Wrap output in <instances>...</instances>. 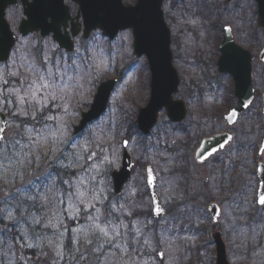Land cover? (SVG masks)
Here are the masks:
<instances>
[{
	"label": "rangeland",
	"instance_id": "1",
	"mask_svg": "<svg viewBox=\"0 0 264 264\" xmlns=\"http://www.w3.org/2000/svg\"><path fill=\"white\" fill-rule=\"evenodd\" d=\"M213 5L218 7L219 0H209L208 8L205 9L204 18L209 21V32H211L213 17L215 16V20H217L221 15L218 8L215 11L216 7ZM164 11L167 22L171 23V19L175 18V15L172 12L173 6L169 5V2L164 5ZM256 14L257 8L254 0H242V3L235 9L234 18L232 19L226 14L225 21L222 23V27L233 24L235 32L240 35L241 44L255 55L253 83L257 90V100L250 114L243 117L240 125L234 129L237 133L239 131H262L264 126L261 114L264 65L258 60V54L264 47V33L258 29ZM9 22L12 30L18 33L19 22L10 19ZM202 36L205 38V35ZM222 36L223 33L220 39ZM132 37V32L129 30L111 43L101 33H97L92 40L93 45L88 42H80L77 49L79 50L80 47L86 49L78 52L75 50L73 55H67L66 64H72L75 60L76 64L73 67L80 66L79 75L83 77L81 83L84 84V88L75 92L69 90L65 99L58 97L55 102H49L48 108L44 110L45 114L61 117L67 128L64 137L65 145L60 146L64 153H71L74 150L67 146L70 141L75 140L79 144L89 141L93 150L97 152V158L106 156L108 162L101 165L99 173H93L95 181H89L83 169L66 171L60 164L53 162L55 156H52L41 159L35 167L23 170L22 174L12 179L11 182H0V264H126V262L127 264H216V251L211 239V234L216 231V227L211 221L210 224L205 223L204 228H201L199 233L200 236H197V231L190 229L192 226H202L206 216L188 209L187 196L191 189L188 180H192L193 184L198 181L192 162L193 154L200 140L209 136L210 132L214 134L216 131L228 130L224 116L236 102L233 95L234 84L230 77L221 75L218 72V67L214 70L208 67H200V75H193L189 71V79L206 84L204 88L200 87L197 100L188 101L189 113H187L188 116L186 115V121L184 123H171L165 112H162L156 128L149 137L144 139L137 129L136 120L139 109L147 106L151 96H144L142 93V78L144 81L148 77L146 69L142 67V75L131 74L125 82L116 88L104 118L88 127L81 135L75 136L73 133L74 126L81 119V113L90 107L98 85L108 79L117 78L128 68V64L136 62L134 61L135 58L131 56ZM210 38L209 34L208 44ZM35 42L42 46L46 45L34 41L32 38L18 36V42L10 60L0 66V93H2L0 94V101H3L0 103V108L9 115L6 137L8 139L18 138L17 134L20 130L15 125L21 124L25 120L22 115L13 114L18 107H25L18 105L17 96L14 93L20 89L21 94H23V86H26L33 78L30 69L33 65L38 68L41 67L46 59L43 51H32ZM90 46H96V55L98 56L94 64L91 65L89 60L91 50H87ZM207 50L212 52L209 45ZM72 74L75 75V73ZM178 74L181 81L185 80V84L189 83V79L183 71ZM5 80L7 83H4ZM180 86L183 84L180 83ZM177 98L187 102L186 94L181 92V87ZM9 100L12 101L11 104L8 103ZM64 107L68 108L67 113L64 112ZM49 109L51 110L50 113ZM29 111L32 110L29 109ZM33 123L35 122L29 118L27 125L31 126ZM110 123L114 124L112 131H109ZM39 126L37 125V127ZM125 139L130 141L129 152L134 158L136 166L131 181L125 186L123 193L115 195L111 173L114 170H119L122 166V143ZM8 151L9 153L13 151L11 146H9ZM41 151L47 152V148H43ZM55 155L59 156L60 151H57ZM4 163L7 164L8 161H4ZM149 166L155 171L158 178L160 196L172 203V208L177 207L173 213L174 216L171 217L175 224L171 228L168 227L169 224H164L163 227L157 225L156 227L152 217L149 219L148 206L151 201L145 179ZM86 167L87 165H85ZM74 171L75 175H73ZM243 172L248 173V169L243 170ZM80 176L85 177V183L88 184L89 188L95 185L102 189L103 202L96 204L103 213L101 221L112 220L114 224L121 226L119 231L122 237L129 242L127 255L106 241L94 242L92 245L74 242L77 237L82 240L84 232L73 231V229H88L91 221L87 220L88 213L83 211L85 207L83 205H78L82 210L77 219L69 218L75 213H64L63 209L67 204L66 192L70 190L68 185L62 184L61 181L65 179L74 180ZM53 183L55 184L53 191L59 190L61 198H65V204L61 205L51 201L48 205H44L40 200L33 201L31 199L33 196H43ZM23 194L27 197L22 196ZM49 195L51 196V193ZM6 196L8 197L7 200H5ZM90 196L91 193L86 198L90 199ZM140 196L142 199L139 198ZM215 200L218 202L219 198ZM168 202H165L166 205ZM130 203L132 209L136 207L138 210L143 207L140 215L124 214L125 211L131 212L128 205ZM121 204L124 205L123 210H112L111 205H115L119 209ZM248 208L249 205L244 209ZM54 210H59L62 226L57 220L52 219L51 213ZM182 210L185 211V214L180 217ZM222 210L224 215L218 230L224 232L230 264H264V244L260 249L255 248L256 244L254 243L237 247V240L241 242L244 233H241L240 237L239 232L236 235L233 232L235 222L234 216L231 215L233 209L223 205ZM91 211L95 212L94 209ZM9 212L12 213L11 220L7 215ZM33 217H42V223L34 224ZM49 220L57 226V229L64 231L65 234L62 239H60L57 229L44 226ZM102 226L110 227L106 224H102ZM207 227L209 228L207 229ZM137 228L140 229V236L138 240L134 241L132 237L136 235L135 229ZM181 234L184 235L181 236ZM209 235L210 242H208ZM145 238L149 240L148 244L143 242ZM124 239L116 241V243L121 244L122 248ZM172 239L192 240L193 246L199 247L200 250L195 252L191 258H186L187 255L184 256L185 253L182 252L183 246L181 244H179L181 247H175L174 244L168 243ZM49 240H52L53 245L59 246L62 258H57L56 250L49 246ZM101 242L103 243L102 248L98 247ZM203 242H206V245L201 248L204 245ZM29 243L33 247H27L26 245ZM160 252L164 253L163 258H160ZM181 252L184 254L181 255ZM81 254L87 258L80 259Z\"/></svg>",
	"mask_w": 264,
	"mask_h": 264
},
{
	"label": "flooded vegetation",
	"instance_id": "2",
	"mask_svg": "<svg viewBox=\"0 0 264 264\" xmlns=\"http://www.w3.org/2000/svg\"><path fill=\"white\" fill-rule=\"evenodd\" d=\"M221 1L222 0H219L218 7L213 5L216 7L215 11L218 8L221 15L217 18V20H215V16L211 20V32H209V21L204 18L205 9L208 8L207 4H209V0H167L164 3L165 5L169 2V5L173 6L172 12L175 15V18H172L170 23L172 27V34L174 35L173 65L178 73L183 71L188 79L189 71H191L193 75H200V67H208L211 70H214L217 67L219 48L223 38L222 37L220 39L224 28V26L222 27V23L225 21V17L227 15L233 19L235 16L236 7L242 3V0ZM32 2L33 0H17V4L7 9L8 18L12 21L17 20L19 22L18 31L21 22L26 18L25 6L27 8ZM43 2L46 11L41 12L40 17H46L47 24L52 26L53 31L45 37H43L41 32H37L30 34V36L26 38H32L34 41H39L42 44H46L45 46H42L40 43L35 42L32 47L33 52H44V58H46L48 61V65H45L44 67L54 66L57 64L63 67L66 64L67 55H73L75 50H77V52L80 50H85L86 48L82 49L81 47L78 50V44L80 42L86 43L90 41V38L93 34L89 39L86 40L84 39L83 30L80 31L77 28V26H79V24L82 22V18L78 20L79 6L73 0H64V6L68 9L69 14V20L67 22L65 21L67 11L63 5H60V0H44ZM126 3L135 4L136 0H126ZM254 3L256 5L258 14L257 0H254ZM215 11H213V13H215ZM61 23H67V26ZM55 24H57V26H54ZM58 24L61 25L59 26L60 31L58 30ZM73 28H76L80 31V34L76 37L73 36ZM209 34L211 38L208 44ZM56 35H61L63 37L70 36L72 40V46H74V52L68 53L67 49L55 39ZM202 35H205V38ZM234 35L236 40H240V35L238 32H235V30ZM208 45L212 48V52H209L208 50L206 51ZM96 50L97 49H91V64H94L97 58ZM36 54L39 55L41 53ZM135 60L136 62H143L142 67L146 69L148 75L146 80L143 81L142 78V93L144 96H151V74L147 64L148 61L145 57ZM137 66L138 64H129L128 68L124 71V76L129 77L131 74L140 75L141 70L136 72L140 66L135 70ZM117 77L121 78L122 82L126 81V79L122 76L118 75ZM193 80L194 79H189L188 84H185V80L181 81L183 84V86H180L181 92L186 94L187 102L177 98L180 93V87L178 88V91L172 95L174 101H182L187 106L188 101L197 100L196 97L198 96L197 94L200 91V87L204 88L206 83L194 82ZM142 108H140L139 111ZM162 112H165L167 115L166 110H162L160 113ZM240 121L241 120H239L238 124L232 128L228 127L226 124L228 130L225 131H216L214 134H211V132L208 131L210 132V134H208L209 136L203 137L200 140V143L193 154L192 162L196 172L195 177L198 179V181H196V184H193L192 180H188V185L190 184L191 187L190 191L188 190L189 194L187 196L188 209L194 210V212L197 214H203L204 217L206 216L205 222L202 224V226H192L190 229L192 231H197V236H200L199 233L201 228H204V224H210V221L212 222L213 226L216 227V231L211 234L212 244L216 251V260L217 243L215 236L219 235L226 244L224 240V232L218 230L220 227L219 223L224 215L222 210L223 205L233 209L231 215L235 218L233 227L234 234L236 235L239 232L241 237V233H244L242 235L241 242L237 240V247H244L243 244L254 243L256 244L255 248L258 247L260 249V247L264 244V205H260L257 202L260 193L264 192V152H262V149H264V129L262 128V131H239L237 133V131L234 129L240 125ZM216 135H229L231 139H229L228 144H226L221 150L217 151L209 158H206V154L198 155L202 142ZM245 169H248V173L243 172ZM260 169L262 170L261 175L259 174ZM201 177L203 178L201 179ZM147 189L151 201L150 205L148 206L149 219L152 217L156 227L157 225L163 227L164 224H169V228H171L172 225L174 226L175 224L172 222L171 217L174 216L173 213L176 211L177 207L172 208L171 206L173 204L169 203L165 198L160 196L158 192L157 176L156 193L159 198L158 201L162 210L161 215L157 217L154 214L153 209L155 207L148 185ZM139 198L142 199L141 196ZM217 198H219L218 202L215 200ZM221 198L222 200H220ZM165 202H168V205H166ZM128 205L129 211H131V213L140 215V212L143 211V207L142 209L137 210L136 207L133 209L130 207L131 203ZM248 205L249 208L244 209ZM214 206L218 209L214 208ZM214 209L217 210L218 213L217 219L213 217ZM184 214L185 211L182 210L180 212V217H182ZM208 228L209 227H207V229ZM183 235L184 234H181V236ZM208 242H210V235ZM168 243L171 245L174 244L175 247L180 246L179 244H181L183 246L182 252L185 253L184 256L187 255L186 258H191L195 252H199L200 250L199 247L197 248L193 246V241L189 239H172L169 240ZM203 243L204 245L201 248L206 245V242ZM182 252L181 255L184 254Z\"/></svg>",
	"mask_w": 264,
	"mask_h": 264
},
{
	"label": "water",
	"instance_id": "3",
	"mask_svg": "<svg viewBox=\"0 0 264 264\" xmlns=\"http://www.w3.org/2000/svg\"><path fill=\"white\" fill-rule=\"evenodd\" d=\"M44 0H33L28 5L25 13L27 19L23 21L20 32L27 36L32 32L41 31L43 36L53 31L51 25L47 24L46 17H40V13L46 11ZM80 6L83 15V26L85 37L99 29L105 37L113 40L120 31L132 29L134 35V52L137 56H147L153 73L152 79V100L139 117V126L144 134H149L154 127L158 111L166 107L169 116L173 121H183L186 110L182 103L174 104L172 95L178 91L179 80L172 67V53L170 51L171 35L170 30L164 20L162 5L165 0H137L135 6H125L123 0H74ZM17 0H0V64L9 60L11 52L16 42V35L10 30L6 20V9L16 4ZM60 5L64 7V0H60ZM259 5V27L264 29V0H258ZM65 8V7H64ZM66 19L69 20L67 8ZM67 26V23H61ZM54 26H57L55 24ZM60 24L58 30L60 31ZM79 29V28H78ZM225 29L224 40L221 44V58L219 60V70L221 73L230 74L235 82V95L238 99L237 105L231 109L235 112L232 121L225 119L229 126H234L240 116L244 114L255 100V89L252 79V55L235 44L232 31ZM57 30V29H54ZM74 35L79 30L73 28ZM55 39L67 50H72L69 38L56 35ZM66 43V44H65ZM260 60L264 62V49L260 53ZM117 81H110L101 84L98 89L94 104L89 112L83 115L82 122L76 128L75 134L80 133L84 127L102 116L106 111L110 95L114 90ZM264 101V100H263ZM251 102V103H249ZM264 112V111H263ZM225 117V118H226ZM0 128L4 129L6 135V116L0 111ZM228 135H217L202 143L200 154H206L208 158L211 154L221 150L229 143ZM133 163L131 158L125 153L124 166L121 172L114 173V185L116 193L123 190L124 185L129 181ZM260 169L259 174L261 175ZM153 176V174H152ZM149 177V174H148ZM154 178V176H153ZM154 184L150 185L152 196L155 197L154 207H160L158 198L154 191ZM214 208L218 209L214 206ZM215 219L218 218L217 210H213ZM155 214V212H154ZM157 217V215L155 214ZM218 250L217 264H229L226 257V248L219 235L215 236Z\"/></svg>",
	"mask_w": 264,
	"mask_h": 264
},
{
	"label": "snow or ice",
	"instance_id": "4",
	"mask_svg": "<svg viewBox=\"0 0 264 264\" xmlns=\"http://www.w3.org/2000/svg\"><path fill=\"white\" fill-rule=\"evenodd\" d=\"M231 31V29H227ZM76 64L75 60L72 64H65L63 67L60 65L47 66L48 61L45 59L41 67L32 66L30 72L33 73V78L30 82L23 86V94L21 90L17 89L15 95L17 96V102L20 106L17 111L13 113L14 115H22L25 120L21 124L15 125L20 131L18 132V138L14 137L8 139L4 135V129L0 128V182H11L12 179L17 178L22 174L23 170L30 169L39 164L41 159L50 158L55 156L54 163L60 164L66 171L83 169L87 174L89 181H95V176L93 173H99L101 170V165L108 162V158L100 157L97 158V152L93 150L92 144L89 141H85L83 144L77 143L75 140L68 142L69 147L74 150L71 153H64L60 146L65 145V134L67 128L61 117L53 114H45V109L48 108L49 102H55L59 97L65 99L69 93V90L75 92L79 89L84 88V84L81 83L83 77L79 75V65L74 68L73 65ZM72 73H75L73 75ZM4 83H7L5 80ZM2 94V93H0ZM3 103V101H0ZM9 104L12 103L11 100L8 101ZM251 103V102H249ZM29 109L32 111L30 112ZM64 112H68V108L64 107ZM49 109V113H50ZM235 116V112L230 113L227 119L232 121V117ZM31 119L35 123L31 126L27 125L28 119ZM37 125H40L37 127ZM228 139H231L229 137ZM128 142L124 141V145L127 146ZM11 146L13 151L9 153L8 148ZM43 148H47V152H42ZM78 149V150H77ZM57 151H60V155L56 156ZM264 152V149H262ZM4 161H8L7 164ZM83 161V163H81ZM202 162V161H201ZM85 165L87 167L85 168ZM148 184L153 185L154 178L152 176V170L148 169ZM47 175V174H46ZM75 175V171L73 172ZM50 179V177H48ZM62 184L68 185L70 191L66 192V207L63 209L64 213H75V215H70V219H77L81 207L78 205L85 206L83 211L87 212V220L91 221L88 229H80L73 231L84 232V237L81 240L80 237L74 241L75 243H83L86 245H92L94 242L106 241L110 245H114L116 248L121 249L127 255V247L129 242L127 239L122 237L119 231L120 225H116L112 220L101 221L103 215L101 209L96 206L97 203L103 202V197L101 195L102 189L97 188L93 185L89 188L88 184L85 183V177L80 176L76 179H65L61 181ZM98 183V182H97ZM55 184L49 186L48 192H45L43 196H33L31 199L33 201L40 200L44 205H48L51 201H55L57 204H65V198H61L59 190L53 191ZM51 193V196L49 195ZM91 193L90 199L86 197ZM8 197H5L7 200ZM153 202L155 203V197H153ZM257 202L260 205H264V192H261ZM112 210L120 211L124 209V205L121 204L120 208L117 209L115 205H111ZM91 209H94L93 213ZM157 216L161 215L162 210L157 206L154 209ZM126 215H131V212L125 211ZM8 218L11 220L12 213L9 212ZM52 219L58 221L62 226V221L59 218V210H54L51 213ZM111 215V212H109ZM43 218L33 217L34 224H41ZM106 224L110 227L102 226ZM45 227H52L57 229V226L51 223V220ZM126 227V226H124ZM60 239L64 236V231L59 230ZM136 235L132 239L138 240L140 236V229H135ZM111 233V234H110ZM118 239H124V246L116 243ZM145 244L149 243L147 238L143 241ZM49 246L54 247L56 250L57 258H62V252L59 250V246L53 245L52 240L48 241ZM27 247H33L31 243L26 245ZM98 247L102 248L103 243H99ZM95 251V249H93ZM160 257L163 258L164 253H159ZM87 257L81 254L80 259H86ZM127 264V262H126Z\"/></svg>",
	"mask_w": 264,
	"mask_h": 264
},
{
	"label": "trees",
	"instance_id": "5",
	"mask_svg": "<svg viewBox=\"0 0 264 264\" xmlns=\"http://www.w3.org/2000/svg\"><path fill=\"white\" fill-rule=\"evenodd\" d=\"M261 31V30H260ZM263 33H264V31H263Z\"/></svg>",
	"mask_w": 264,
	"mask_h": 264
}]
</instances>
